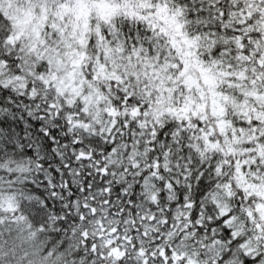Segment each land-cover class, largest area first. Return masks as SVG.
<instances>
[{"label":"snow or ice","instance_id":"obj_1","mask_svg":"<svg viewBox=\"0 0 264 264\" xmlns=\"http://www.w3.org/2000/svg\"><path fill=\"white\" fill-rule=\"evenodd\" d=\"M0 264H264V0H0Z\"/></svg>","mask_w":264,"mask_h":264}]
</instances>
